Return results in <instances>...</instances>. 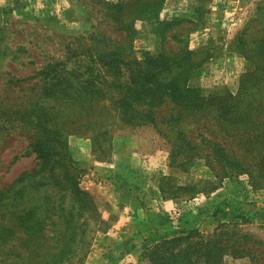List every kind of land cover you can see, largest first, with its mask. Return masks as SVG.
Instances as JSON below:
<instances>
[{
  "label": "rangeland",
  "instance_id": "obj_1",
  "mask_svg": "<svg viewBox=\"0 0 264 264\" xmlns=\"http://www.w3.org/2000/svg\"><path fill=\"white\" fill-rule=\"evenodd\" d=\"M172 66L193 97L263 88L264 0H0V264H148L176 229L233 230L223 264H264V136L189 115L173 163L146 78Z\"/></svg>",
  "mask_w": 264,
  "mask_h": 264
},
{
  "label": "trees",
  "instance_id": "obj_2",
  "mask_svg": "<svg viewBox=\"0 0 264 264\" xmlns=\"http://www.w3.org/2000/svg\"><path fill=\"white\" fill-rule=\"evenodd\" d=\"M172 70L173 66L162 73L161 79H158L157 82H154L158 78L155 73H148L146 78L151 76L152 80L148 81L152 88L161 94V98H158L160 104L162 106L170 104L168 108L171 112L166 110L154 121L160 133L172 147L173 163L177 161L178 166H183L192 159L188 152L193 150L196 144L192 139L187 138L179 127L188 125L184 119L189 115H192L189 124L200 126L204 132L210 131L211 134L219 135L220 138L226 139L229 136L235 137L239 141L240 138L258 140L264 136V114L261 115V112L264 111V86L247 90V87L241 84L236 95L226 92L224 95L204 99L199 96L193 97L192 90L186 86L187 79L184 73L172 74ZM152 90L146 93L150 94ZM144 105L147 107L146 112H150L148 102H145ZM204 116H209L208 123L211 128H206ZM201 118L204 120L203 122H200ZM172 122H176V124L172 125ZM173 128L179 133L178 137L170 136L169 132ZM200 135L197 133L198 137ZM200 142L222 149L218 142L206 137H201ZM33 147L37 158L42 162L51 159L56 153L54 152L56 146H51L43 140L37 141ZM73 190V194L82 196L81 191ZM229 233L234 234V231L220 230L206 235L197 230L176 229L149 247L148 264H223V257L227 254H234L236 251L234 248L237 246L236 242L231 243L229 240L223 239ZM236 256L239 257V254Z\"/></svg>",
  "mask_w": 264,
  "mask_h": 264
}]
</instances>
